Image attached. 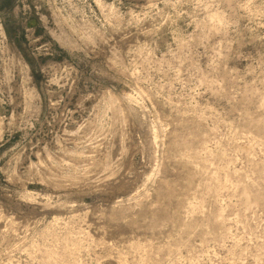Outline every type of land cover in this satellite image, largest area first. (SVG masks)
I'll return each mask as SVG.
<instances>
[{
  "label": "rangeland",
  "instance_id": "obj_1",
  "mask_svg": "<svg viewBox=\"0 0 264 264\" xmlns=\"http://www.w3.org/2000/svg\"><path fill=\"white\" fill-rule=\"evenodd\" d=\"M0 264H264V0H0Z\"/></svg>",
  "mask_w": 264,
  "mask_h": 264
},
{
  "label": "bare ground",
  "instance_id": "obj_2",
  "mask_svg": "<svg viewBox=\"0 0 264 264\" xmlns=\"http://www.w3.org/2000/svg\"><path fill=\"white\" fill-rule=\"evenodd\" d=\"M233 166V165H232ZM222 200V199H221ZM80 244V243H79Z\"/></svg>",
  "mask_w": 264,
  "mask_h": 264
}]
</instances>
